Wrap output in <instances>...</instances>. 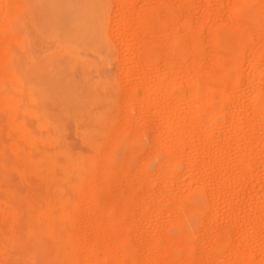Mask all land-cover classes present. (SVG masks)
<instances>
[{
    "label": "bare ground",
    "instance_id": "obj_1",
    "mask_svg": "<svg viewBox=\"0 0 264 264\" xmlns=\"http://www.w3.org/2000/svg\"><path fill=\"white\" fill-rule=\"evenodd\" d=\"M5 1L1 0L2 4ZM114 2L116 13L113 15L116 18L111 14L112 19L115 18L111 29L120 39V56H123L119 59L125 66L121 72L128 76V81L125 78L127 90L122 85L126 96H121L127 107H122L121 114L114 117L111 105L99 120L98 134L112 138L110 145L113 147L112 136L119 130L126 132L125 128H128L137 138L140 132L148 129L150 146L160 148L156 152L164 156L157 171L160 173L159 190L154 192L151 188L153 175L141 169L136 171L139 169L136 166L130 171L136 172L133 181L128 174L129 169L112 158L113 155L108 156L106 151L109 149L105 151L108 144L104 148L106 154L96 164L87 163L86 170L70 165L65 181L51 189L54 195L52 203L59 209L62 220L71 223L80 219L83 230L80 228L79 234L74 232L78 246L70 238L63 239L57 234L60 242L57 264H75L74 254L78 249L84 253L82 264H133L121 244L137 229L143 231L148 239L136 236L141 239L139 244L146 243L137 245L138 248L143 247L144 259L139 258L143 259V264H264V180L258 181L260 190L256 189V194L244 193L252 185L250 182L256 172L253 173L256 168L253 169L252 160L258 161L259 168L264 170V89L259 87L264 82V75L255 71L257 67H263L264 62V0ZM5 4L0 7V20L3 17V21L16 14L11 4L7 3L10 8ZM113 34L109 35L113 37ZM7 37L0 39L1 49L5 48V41L12 39V36L8 40ZM16 38L13 39L16 41ZM1 49L0 58L3 57L4 61L1 63L0 60V64H4L7 56L4 58ZM4 74L0 78H6ZM243 86L247 92H243ZM134 106L139 110L135 118L130 113V107ZM149 115L152 121L146 124ZM117 118L122 120L118 122L122 123L120 126L115 123ZM124 131L121 132L123 135ZM129 145L134 149L132 144ZM156 152L150 154L152 158ZM223 163L229 166L226 164L224 167ZM180 165L192 181H185L183 176L188 173H181ZM93 171H99L100 176L94 175ZM108 171L116 173L112 185L103 176ZM84 172L87 178L82 176ZM202 177L207 181H202ZM140 186H144L145 194L140 193ZM99 191L105 195L104 207L94 202ZM193 193L208 195L209 214L203 203L192 200L190 196ZM77 195L81 196V201L84 200L85 207H81L83 211L80 213L71 200V196ZM166 201H172L173 207L164 212ZM223 206L227 207V212ZM223 212L229 218V224L217 229L215 223ZM135 213L139 214L134 218H138L137 222L132 220ZM183 213L184 216L208 214V218L205 217L209 222L206 225L204 222L202 227L197 224L194 230L206 233L209 251L202 248L206 252L196 253L201 243L193 241V234H197L195 231L184 229L176 236H170L166 231L162 233L164 216L169 215L172 222L169 218L167 221L172 225L173 222L179 223ZM143 214H149L150 220L151 215L156 216L155 224L148 222L144 225L143 218L139 219ZM240 219L242 224H238ZM130 229L132 233L128 234ZM213 229L216 233L211 234ZM140 232L139 235L144 234ZM147 233L152 237L149 238ZM94 246L100 247L97 257L93 254ZM178 250L182 251L181 256H178ZM194 250L195 259L192 258Z\"/></svg>",
    "mask_w": 264,
    "mask_h": 264
},
{
    "label": "rangeland",
    "instance_id": "obj_2",
    "mask_svg": "<svg viewBox=\"0 0 264 264\" xmlns=\"http://www.w3.org/2000/svg\"><path fill=\"white\" fill-rule=\"evenodd\" d=\"M17 2L20 3L17 4ZM0 3V7L5 4H2L1 0ZM7 3L11 4L16 14L12 17L8 15L10 17L4 18V21L3 17L2 21L0 20V24L5 22V26L1 24L0 27V39H4L8 34L12 36V39L16 36L19 38L15 41L10 37V42L5 41V48H0L4 58L8 57L4 64H0V69L9 73L4 74L0 71L6 76V78L3 77L4 75L0 78V264H57L60 243L57 234L63 239L70 238L72 243L76 244L75 233L79 234L83 230L80 219H74L71 223L62 220L59 209L52 203L54 195L51 194V189L65 181L70 165L84 171L87 169V163L96 164L107 152L108 156L113 155L112 158L115 157L119 163L122 162L126 170L129 169L128 174L133 181H135L136 172L131 173L132 169L139 168L136 171L141 169L153 175L150 181L151 188L157 192L160 183V173L157 171L160 169L159 162L164 159V156L156 152L161 150L160 148L154 149L150 146L152 145L150 144L151 133L148 129L140 132L135 138L131 130L120 127L128 131L122 130V133L125 132L123 135L119 130L112 136L114 137L113 147L112 144L110 145L112 138H105L98 134L99 120L111 105L114 117L121 114L122 107H127L124 98L125 89L127 90L125 78L128 81V76L123 73L124 76L121 72L125 66L122 65L124 62L121 60L123 55L120 56V39L117 34H113L114 29H111L114 27L112 20L116 18L113 15L116 13L114 0H8ZM7 3L5 6L8 5ZM8 7L10 8L9 5ZM5 14L7 15L8 12ZM111 14L115 18L112 19ZM111 32L113 37L109 35ZM111 38L116 39L114 41L116 43ZM2 58H0L1 63L4 61ZM262 64L263 67L260 65L261 68L255 69L258 71L257 74L260 72V75H264V62ZM121 65L123 68L120 67ZM123 84L125 89H122ZM245 85L248 86V83L245 82ZM260 85V89H264L262 88L264 82ZM243 87V92H247V88ZM122 95L124 100L121 99ZM231 105L234 108V104ZM134 107H130V113L136 117L139 110L135 107L133 111ZM150 117V115L147 116L146 124L152 121ZM121 121L117 118L116 125L120 126L122 123L118 122ZM231 137L235 138L234 135ZM129 144H132L134 149L133 147L130 149ZM104 148L105 151L109 150L105 152ZM152 148L156 152L153 158L150 155L155 153ZM146 156H151L152 159ZM253 160V169L256 168L253 173L256 172L250 182L252 185L249 184L252 190L248 187L244 191L252 195L260 190L258 181L264 180V170L259 168L258 161ZM111 163L114 164L115 161L111 159ZM223 164L226 167L227 163ZM183 169V165H180L181 173ZM184 173L188 172L184 171ZM93 174L100 176L99 171ZM156 174L159 175L156 176ZM185 175L183 176L185 181L193 180L189 177V173ZM82 176L85 177V172ZM103 176L109 185L116 180V173L113 171H108ZM201 180L206 182L207 178L202 177ZM208 187L207 185L206 188L209 189ZM143 188L144 186L139 187L140 193L145 192ZM103 193L99 191L94 196V202L100 207L105 205ZM118 196L116 197L119 198ZM190 197L196 203H203L207 208L206 213L209 214L210 205L207 201L210 202V199L207 194L193 193ZM71 200L74 202L75 210L82 212L85 206L83 207L84 200L81 201V196H71ZM169 207L172 210V201L164 203V212L168 211ZM223 207V210L227 212V207ZM225 212L215 223L217 229L229 224V218L225 216ZM206 213L186 214V216L183 213L179 223L173 222V226L170 223L172 219L168 214H164L168 216H164L166 225L163 223L165 229L162 233L166 231V234L176 236L184 229L190 232L195 231L197 234H193V241L201 243V246L197 244L198 250L192 252V258L195 259L196 253H201L205 249L210 250L206 244L208 238L206 233L202 232L203 235L200 231L194 230L197 224L202 227L204 222L205 225L209 222ZM148 215H140L139 219L143 218L144 225L148 222L155 224L153 220H156V216L151 215L150 220ZM136 216L138 217L139 214L135 213L133 216L132 220L135 222L139 221L138 218L134 219ZM167 218L171 219H168L170 222ZM242 221L240 219L238 224ZM137 230L134 233H137ZM213 230L211 234L216 233L215 229ZM130 231L131 229L128 230V234ZM139 232L137 235L129 234V238L127 237L121 244L122 250L131 258L133 264L142 263L144 251L141 249L143 247H138L145 245L144 240H148L143 231L140 233L145 235H139ZM158 233L152 236L155 237ZM136 236L144 238L141 241V243L144 242L143 245L139 244L138 241L141 239L139 237L137 239ZM152 236L148 235L149 238ZM197 238H201L203 242L198 241ZM202 248L205 249L202 250ZM99 249L98 246L93 247L95 257L99 256ZM77 251L79 258L74 254L75 264L80 261L82 264L84 253L80 252V249ZM181 253V250L177 251L178 256H181ZM75 257L81 260L78 261ZM139 258L143 259L140 261Z\"/></svg>",
    "mask_w": 264,
    "mask_h": 264
}]
</instances>
